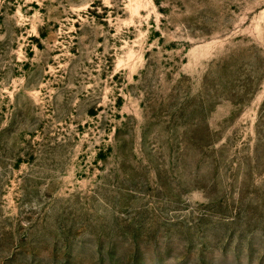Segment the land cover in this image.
Masks as SVG:
<instances>
[{"label":"rangeland","instance_id":"374dc122","mask_svg":"<svg viewBox=\"0 0 264 264\" xmlns=\"http://www.w3.org/2000/svg\"><path fill=\"white\" fill-rule=\"evenodd\" d=\"M0 264H264V0H0Z\"/></svg>","mask_w":264,"mask_h":264}]
</instances>
